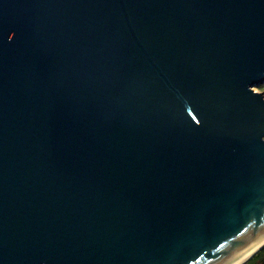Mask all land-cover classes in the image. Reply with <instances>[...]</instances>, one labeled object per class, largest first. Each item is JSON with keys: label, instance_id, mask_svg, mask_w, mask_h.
<instances>
[{"label": "water", "instance_id": "water-1", "mask_svg": "<svg viewBox=\"0 0 264 264\" xmlns=\"http://www.w3.org/2000/svg\"><path fill=\"white\" fill-rule=\"evenodd\" d=\"M263 84L264 0H0V264L236 263Z\"/></svg>", "mask_w": 264, "mask_h": 264}, {"label": "bare ground", "instance_id": "bare-ground-1", "mask_svg": "<svg viewBox=\"0 0 264 264\" xmlns=\"http://www.w3.org/2000/svg\"><path fill=\"white\" fill-rule=\"evenodd\" d=\"M261 248H264V240H262L257 246H254L253 248L248 250L245 255L234 264H247L252 257L259 253L260 250H262Z\"/></svg>", "mask_w": 264, "mask_h": 264}, {"label": "trees", "instance_id": "trees-1", "mask_svg": "<svg viewBox=\"0 0 264 264\" xmlns=\"http://www.w3.org/2000/svg\"><path fill=\"white\" fill-rule=\"evenodd\" d=\"M247 264H264V248L249 260Z\"/></svg>", "mask_w": 264, "mask_h": 264}, {"label": "rangeland", "instance_id": "rangeland-1", "mask_svg": "<svg viewBox=\"0 0 264 264\" xmlns=\"http://www.w3.org/2000/svg\"><path fill=\"white\" fill-rule=\"evenodd\" d=\"M255 91H256V92H259V93L264 92V84L261 85V86L256 87V88H255Z\"/></svg>", "mask_w": 264, "mask_h": 264}]
</instances>
